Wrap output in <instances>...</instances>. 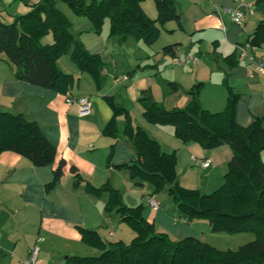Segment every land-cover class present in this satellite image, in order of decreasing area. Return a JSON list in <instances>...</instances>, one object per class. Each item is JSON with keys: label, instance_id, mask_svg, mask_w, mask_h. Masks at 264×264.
<instances>
[{"label": "crops", "instance_id": "obj_1", "mask_svg": "<svg viewBox=\"0 0 264 264\" xmlns=\"http://www.w3.org/2000/svg\"><path fill=\"white\" fill-rule=\"evenodd\" d=\"M37 1L0 0V19L11 21ZM174 2L181 25L167 22L159 39L148 46L142 39L128 37L121 41L117 36L111 37L108 18L104 19L100 32L95 33L88 18L74 14L63 1H56V7L70 21V32L105 63L102 71L105 82L100 88L90 74L79 70L69 53L57 60L62 71L77 78L66 95L16 79L11 64L0 56V110L35 121L55 148L54 161L45 166H34L12 151L0 153V264H22L33 246L38 248L35 264H71L66 261L68 256L99 255L98 247L84 243L81 228L96 229L106 246L119 240L128 243L134 237L133 230L121 221L118 213L105 211L106 193L95 197L86 192L83 183L74 185L71 165L92 184H110L119 190L124 204H141L144 218L173 242L193 237L216 248L229 245L236 249L254 239L251 232L210 234L206 220L188 223L173 204L159 205L153 210L148 204V196L154 194L157 198L153 185L138 177L131 178L126 168L116 167L133 161L136 155L133 140L124 133L126 118L123 115L115 118L116 137L103 133L113 116L107 101L110 97L115 105L128 111L131 124L157 141L162 151L175 152L180 185L208 193L224 181L227 163L232 157L230 147L205 149L196 142L181 141L174 135L172 126L148 122L138 99L145 96L152 101H163L167 108L184 107L191 99L189 90L201 83L202 107L218 112L226 104L227 90L223 84L226 78L239 95L236 122L247 126L256 116L264 118V74L254 69L248 75L236 48L248 43L254 27L264 18V10L256 0ZM241 3L251 4L253 8L243 26L232 23L223 12L215 11L216 7L221 11L224 6ZM148 5L145 6L144 0L141 2L146 15L155 18V4ZM44 41H51V36H46ZM170 44H176L175 55L163 50ZM211 51L217 53L215 60L207 56ZM249 52L264 64V47H255ZM190 57L195 60L185 63ZM214 62L216 69L207 73V67L212 69ZM165 81L174 85L168 86ZM80 97L91 101L87 113H82L76 102L70 101ZM261 157L264 159V152ZM62 159L65 165L60 181L53 188H47L53 170ZM205 160H209V165L203 167L200 162ZM190 184L193 186L189 187ZM235 235L240 236L231 238ZM220 238L227 242L213 241Z\"/></svg>", "mask_w": 264, "mask_h": 264}, {"label": "trees", "instance_id": "obj_2", "mask_svg": "<svg viewBox=\"0 0 264 264\" xmlns=\"http://www.w3.org/2000/svg\"><path fill=\"white\" fill-rule=\"evenodd\" d=\"M57 0H38L30 9L13 17L0 19V56L11 64L14 76L20 81L68 94L77 78L62 71L57 60L69 53L81 72L90 74L98 88L105 82V63L98 54L90 53L83 43L70 32V21L56 7ZM72 12L85 16L99 33L105 18L109 19V33L119 40L128 37L142 39L150 46L160 37L167 22L181 25L180 13L174 0H154L157 16L150 18L141 7L143 0H61ZM264 10V0L255 2ZM51 41H44L46 36ZM254 47H264V18L254 27L247 41ZM176 44L163 50L175 55ZM170 84L174 85L172 82ZM226 104L221 111L212 112L199 101L201 83L190 90V101L184 107L167 108L160 101L141 96L138 101L144 118L155 125H170L174 135L183 142H196L205 149L227 145L232 157L227 163L223 183L215 190L204 193L178 183L175 152H164L138 126L131 124L128 111L107 101L113 116L103 133L116 137L115 118H126L124 133L133 140L136 155L133 161L116 165L126 168L131 178H140L153 185V192L165 188L177 205L184 221L206 220L213 232L235 234L251 232L254 239L236 249L220 250L207 242L185 237L176 242L164 233L155 231L153 223L142 214V205L124 204L122 194L110 184L96 186L83 178L76 166L70 171L74 185L84 184L86 192L100 197L107 194L105 211H115L122 222L134 232L130 242L117 241L106 246L96 229L81 228L84 243L98 247L97 256H68L71 264H264V118L256 116L247 126L236 122L235 113L239 95L227 79ZM175 87V86H173ZM12 151L27 158L34 166L49 165L54 161L55 148L44 136L39 125L21 114L0 110V153ZM111 154L108 155V158ZM65 161L53 170L47 188H53L61 179Z\"/></svg>", "mask_w": 264, "mask_h": 264}, {"label": "built area", "instance_id": "obj_3", "mask_svg": "<svg viewBox=\"0 0 264 264\" xmlns=\"http://www.w3.org/2000/svg\"><path fill=\"white\" fill-rule=\"evenodd\" d=\"M217 14L223 12L229 17V20L232 23H235L239 26H243L246 22L249 15L252 14L253 8L251 4L241 3L237 6H224L220 11L218 7L215 8ZM238 51V57L240 60L245 62L246 73L251 75L253 70H257L258 72L264 74V64L263 62L256 57L254 54L249 52V49H255L254 46L250 45L249 43L242 44L236 46ZM195 60V57H190L185 60V63H191ZM181 63V60H178ZM70 101L76 102L79 106V109L82 113H87L91 107V101L87 97H80L76 99H70ZM200 164L203 167L209 165V160L201 161ZM148 204L153 209L156 210L159 207V202L156 199L154 194L148 196ZM38 254V248L36 246L31 247L27 257L22 260V264H35L36 258Z\"/></svg>", "mask_w": 264, "mask_h": 264}, {"label": "rangeland", "instance_id": "obj_4", "mask_svg": "<svg viewBox=\"0 0 264 264\" xmlns=\"http://www.w3.org/2000/svg\"><path fill=\"white\" fill-rule=\"evenodd\" d=\"M154 3V0H144V4H145V6L146 7H148L149 5L148 4H153ZM111 35V37H115V35H112V34H110ZM126 40V39H125ZM137 40H141V39H137ZM121 41H124V40H121ZM209 54L210 55H207L208 57H212L214 60L217 58V53H214V52H209ZM71 59V58H70ZM73 62V61H72ZM75 64V63H74ZM58 65V64H57ZM209 65H211V64H209ZM208 68V71H207V73L209 72V71H211V70H215L216 68H215V62H214V65H212V69L210 68V67H207ZM206 73V72H205ZM215 71H213V77H212V82H214V77H215ZM165 83H166V85H170V82L169 81H165ZM163 102V101H162ZM163 104L165 105V103L163 102ZM177 179H178V176H177ZM182 186V185H181ZM193 186V184H190V186L189 187H192ZM195 187V186H194ZM186 188H188V187H186ZM156 194H157V201L159 202V205H161V206H169L170 207V205H172L173 204V206L174 207H177V205H176V203L173 201V199H172V197L168 194V192L166 191V189L165 188H162V189H160V190H158L157 192H156ZM146 208H148V207H146ZM142 211H143V206H142ZM155 231H156V229H155ZM157 232V231H156ZM210 232V234H219L218 232H213V231H209ZM229 234V233H228ZM243 234H247V233H243ZM213 236V235H212ZM236 236H240V235H235L234 237H231V238H236ZM241 236H243V235H241ZM217 238H219V237H217ZM225 241V242H227V240L225 239V238H220V239H215V240H213V241H216L218 244H222V242L221 241ZM224 242V243H225ZM231 242V240H228V243H230ZM209 243V242H208ZM224 247V246H223ZM227 248H230V249H233V248H231V246H225V248H217V249H220V250H224V249H227Z\"/></svg>", "mask_w": 264, "mask_h": 264}]
</instances>
